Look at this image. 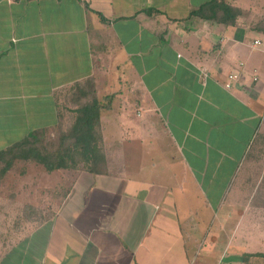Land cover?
<instances>
[{"label":"crops","instance_id":"obj_1","mask_svg":"<svg viewBox=\"0 0 264 264\" xmlns=\"http://www.w3.org/2000/svg\"><path fill=\"white\" fill-rule=\"evenodd\" d=\"M208 1L0 0V152L67 123L93 85L109 106L100 171L38 172L47 185L29 205L48 216L24 221L21 176L0 169V264H217L233 253L250 208L234 227L217 203L264 148V0H226L243 11L233 24L191 14Z\"/></svg>","mask_w":264,"mask_h":264},{"label":"trees","instance_id":"obj_2","mask_svg":"<svg viewBox=\"0 0 264 264\" xmlns=\"http://www.w3.org/2000/svg\"><path fill=\"white\" fill-rule=\"evenodd\" d=\"M241 13L242 9L230 5L226 0H210L191 12L192 15L204 20L228 24H233ZM81 85L78 84L77 87ZM90 91L79 92V97L74 102L77 108L74 110L75 115L71 117L69 127L63 129L60 119L59 138L56 142L47 141V135L50 133L48 130L36 131L0 152V159L5 161L2 172H7L17 159L35 161L49 172L57 169H78L81 163L85 165L82 167L91 172L100 171L105 159L101 143L103 136L100 111L109 106L102 105ZM109 99L110 97H107V101ZM250 256L264 257V254H244L246 258Z\"/></svg>","mask_w":264,"mask_h":264},{"label":"rangeland","instance_id":"obj_3","mask_svg":"<svg viewBox=\"0 0 264 264\" xmlns=\"http://www.w3.org/2000/svg\"><path fill=\"white\" fill-rule=\"evenodd\" d=\"M218 38L219 37L216 36V39ZM71 117L72 116L68 115L67 118H62L67 119V123L63 122V129L67 128ZM58 128H60V126ZM58 128L50 131V133L47 135L48 139L44 136V138L47 139L49 143L56 142L58 140V132L60 131ZM34 162L17 159L14 160L12 167L8 170H13L12 174L21 176L20 179L17 180L19 183H17L16 188L19 187V189H22L23 193V195L18 199V205H20V201H22V217L24 221H33L34 216L40 214L48 216L47 213H36L34 211L35 207L33 210V207L29 205V201H34V197H29L31 193H34L32 191L34 189V185L35 187H45L47 185L46 178L36 182L38 181L36 179L40 176L38 172L41 171L39 173H43L45 167L37 162V164H35ZM4 166L5 161H0V169H2ZM82 166H85L84 163L80 164V168H84ZM60 176L61 174L58 172H53L48 178L53 180L59 178ZM68 181L69 180H66V182ZM55 183L57 184V182ZM225 188L226 190L220 198L222 201L217 203V206L222 205L226 210H232L231 219H226L227 222H229L228 225L234 226L240 216L245 215L246 212H243L245 209L244 206H248L250 209L249 212L246 213L245 225L247 227L244 226L242 229H234L235 233L236 231L238 232L236 237L233 236L234 240L232 238L233 248L231 252L233 253H229L225 259L218 261L217 264H241L246 259L241 249V246L243 248H247L244 239L245 234L248 236L250 243L254 244V252H264V148L257 151L252 148V151L248 156V160L233 174L232 179L227 182ZM62 192H64V190H61V193ZM232 205L234 206L232 207ZM259 246H262V248ZM247 250H252L251 245L248 246ZM254 252H252V254ZM261 260L263 263V259ZM203 263L205 262L202 261L201 258H199L196 262V264Z\"/></svg>","mask_w":264,"mask_h":264},{"label":"built area","instance_id":"obj_4","mask_svg":"<svg viewBox=\"0 0 264 264\" xmlns=\"http://www.w3.org/2000/svg\"><path fill=\"white\" fill-rule=\"evenodd\" d=\"M255 43L258 44L259 41H256ZM239 77L240 76L238 73H235V72L230 73L228 75V82H226V84H225L226 88H228V89L231 88L232 84L239 80Z\"/></svg>","mask_w":264,"mask_h":264}]
</instances>
